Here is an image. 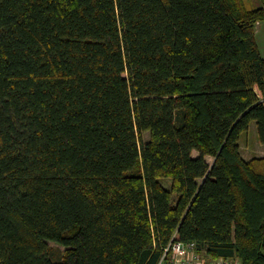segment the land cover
Wrapping results in <instances>:
<instances>
[{
	"label": "trees",
	"instance_id": "16d2710c",
	"mask_svg": "<svg viewBox=\"0 0 264 264\" xmlns=\"http://www.w3.org/2000/svg\"><path fill=\"white\" fill-rule=\"evenodd\" d=\"M261 22L264 0H0V264L175 241L264 264V153L239 146L252 121L264 146Z\"/></svg>",
	"mask_w": 264,
	"mask_h": 264
},
{
	"label": "built area",
	"instance_id": "2783aa9c",
	"mask_svg": "<svg viewBox=\"0 0 264 264\" xmlns=\"http://www.w3.org/2000/svg\"><path fill=\"white\" fill-rule=\"evenodd\" d=\"M165 258H168L167 263ZM158 264H241V262L235 257L209 258L201 254L194 243L175 241L164 249Z\"/></svg>",
	"mask_w": 264,
	"mask_h": 264
},
{
	"label": "rangeland",
	"instance_id": "374dc122",
	"mask_svg": "<svg viewBox=\"0 0 264 264\" xmlns=\"http://www.w3.org/2000/svg\"><path fill=\"white\" fill-rule=\"evenodd\" d=\"M255 35H256L258 46L264 55V22H261L258 25H256ZM148 137H149L148 133L143 134V139L147 140ZM239 146L241 149L240 153L244 158H246V156L248 158L259 156L263 153L264 146L259 142L255 121H252L251 124L249 125L248 130L243 132L242 135L240 136ZM196 155H197V152L192 151V156H196ZM206 160L209 164L213 163V158L210 156H207ZM163 183L165 186H169L170 182L169 180H164ZM48 244L50 246L57 247V244L53 241H48Z\"/></svg>",
	"mask_w": 264,
	"mask_h": 264
},
{
	"label": "crops",
	"instance_id": "0c3cea01",
	"mask_svg": "<svg viewBox=\"0 0 264 264\" xmlns=\"http://www.w3.org/2000/svg\"><path fill=\"white\" fill-rule=\"evenodd\" d=\"M250 124H251V123H250ZM241 135H242V134H241ZM240 151H241V149H240ZM263 153H264V151H263ZM263 153H262V154H263ZM247 158H248V157L246 156V159H247Z\"/></svg>",
	"mask_w": 264,
	"mask_h": 264
}]
</instances>
